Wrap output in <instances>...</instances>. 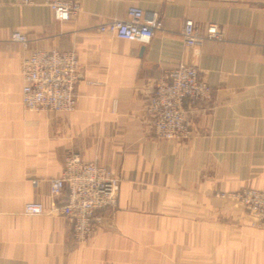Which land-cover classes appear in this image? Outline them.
<instances>
[{
  "label": "crops",
  "instance_id": "crops-1",
  "mask_svg": "<svg viewBox=\"0 0 264 264\" xmlns=\"http://www.w3.org/2000/svg\"><path fill=\"white\" fill-rule=\"evenodd\" d=\"M78 1L79 13L59 21L45 0H0V264H264V229L228 196L264 189V0ZM131 6L159 13L150 42L97 29ZM187 18L202 30L217 23L223 38L185 45ZM49 48L78 52L70 113L22 103L23 60ZM180 62L196 65L213 93L193 106L190 136L162 139L146 105ZM70 149L121 177L117 206L98 212L82 243L51 210V179ZM29 201L45 212L26 213Z\"/></svg>",
  "mask_w": 264,
  "mask_h": 264
},
{
  "label": "built area",
  "instance_id": "built-area-1",
  "mask_svg": "<svg viewBox=\"0 0 264 264\" xmlns=\"http://www.w3.org/2000/svg\"><path fill=\"white\" fill-rule=\"evenodd\" d=\"M45 3L59 21L68 20L81 10L78 0H45ZM162 26L158 12L131 6L125 18L110 19L100 23L97 29L122 39L148 43ZM181 34L185 45L191 47L201 45L206 39L220 40L224 36L217 23L209 22L202 30L192 18L185 20ZM11 39L30 48L31 38L25 32L14 30ZM79 66L76 49L31 50L23 60L22 101L25 107L55 113L73 111L77 101ZM212 93V86L194 64L180 62L164 71L146 105L155 136L162 139L190 136L193 106L208 100ZM120 189L121 177L111 167L87 160L79 151L70 149L61 174L51 179V210L65 216L75 242L82 243L92 237L100 220L98 212L116 206ZM229 195L242 201L253 217V224L264 229V189L248 187ZM25 211L37 215L44 213L45 207L39 201H29Z\"/></svg>",
  "mask_w": 264,
  "mask_h": 264
},
{
  "label": "rangeland",
  "instance_id": "rangeland-1",
  "mask_svg": "<svg viewBox=\"0 0 264 264\" xmlns=\"http://www.w3.org/2000/svg\"><path fill=\"white\" fill-rule=\"evenodd\" d=\"M22 103H23V101H22ZM24 105V104H23ZM25 106V105H24ZM98 162V161H97ZM100 163V162H99ZM102 164V163H101ZM108 166V165H107ZM110 167V166H109ZM113 169V168H112ZM114 170V169H113ZM115 171V170H114ZM116 172V171H115ZM117 173V172H116ZM118 174V173H117ZM120 176V175H119ZM238 191V190H237ZM234 192H236V191H234ZM234 192H231V193H234ZM231 193H229V194H231ZM229 197H231L232 199H234V201L237 203V204H239V205H242L243 206V203H242V201H240V200H238V199H236V198H234L233 196H230V195H228ZM118 204V203H117ZM117 204H116V206H117ZM115 206V207H116ZM114 208V207H113Z\"/></svg>",
  "mask_w": 264,
  "mask_h": 264
}]
</instances>
